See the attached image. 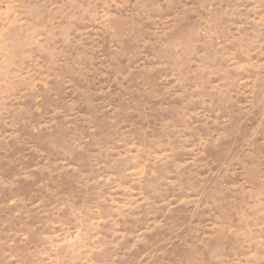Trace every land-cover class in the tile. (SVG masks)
Here are the masks:
<instances>
[{
	"label": "rangeland",
	"instance_id": "obj_1",
	"mask_svg": "<svg viewBox=\"0 0 264 264\" xmlns=\"http://www.w3.org/2000/svg\"><path fill=\"white\" fill-rule=\"evenodd\" d=\"M0 264H264V0H0Z\"/></svg>",
	"mask_w": 264,
	"mask_h": 264
}]
</instances>
